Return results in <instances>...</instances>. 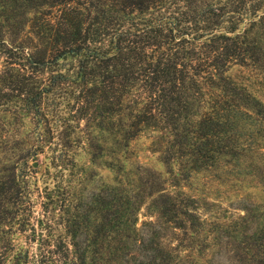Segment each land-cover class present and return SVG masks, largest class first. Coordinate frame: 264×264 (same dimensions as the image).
I'll return each mask as SVG.
<instances>
[{"label":"trees","instance_id":"trees-1","mask_svg":"<svg viewBox=\"0 0 264 264\" xmlns=\"http://www.w3.org/2000/svg\"><path fill=\"white\" fill-rule=\"evenodd\" d=\"M0 264H264V0H0Z\"/></svg>","mask_w":264,"mask_h":264},{"label":"rangeland","instance_id":"rangeland-1","mask_svg":"<svg viewBox=\"0 0 264 264\" xmlns=\"http://www.w3.org/2000/svg\"><path fill=\"white\" fill-rule=\"evenodd\" d=\"M159 134L153 132L149 129L143 130L139 135L133 138L129 142V157H130V166L134 168L135 165H141L143 167L149 168L160 175H165V166L162 162L161 157V146L159 144ZM42 157H38V163H41ZM35 163V165H33ZM32 167L36 166V161L33 160L29 162ZM40 165V164H38ZM99 173V174H98ZM98 175H104L105 172L98 170ZM185 184L183 191L197 195L200 198H204L208 201L214 202L216 206V214L219 216L227 215L229 212L236 213L237 210L234 209L237 205L240 204L238 195V190H235L232 183V180L229 181L228 185H224L222 181L212 178L209 174L205 172H200L194 174L190 180L184 181ZM249 187L245 188V192H249L250 197L257 196L258 192L255 189ZM261 195V192L259 193ZM261 202V201H260ZM145 208H141L138 214V223L145 220Z\"/></svg>","mask_w":264,"mask_h":264},{"label":"water","instance_id":"water-1","mask_svg":"<svg viewBox=\"0 0 264 264\" xmlns=\"http://www.w3.org/2000/svg\"><path fill=\"white\" fill-rule=\"evenodd\" d=\"M33 165H35V163H33Z\"/></svg>","mask_w":264,"mask_h":264}]
</instances>
